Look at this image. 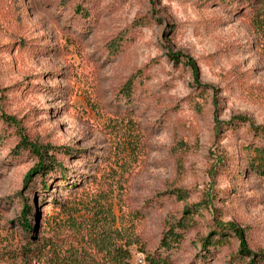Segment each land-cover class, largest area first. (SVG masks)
Wrapping results in <instances>:
<instances>
[{
	"label": "rangeland",
	"instance_id": "rangeland-1",
	"mask_svg": "<svg viewBox=\"0 0 264 264\" xmlns=\"http://www.w3.org/2000/svg\"><path fill=\"white\" fill-rule=\"evenodd\" d=\"M248 4L0 0V264H14L23 239L49 234L62 217L45 224L57 213L50 199L71 182L108 197L114 228L135 240L132 257L208 200L171 250L174 264H250L235 258L233 234L201 259L199 240L216 223L242 228L254 264H264V180L247 167L264 130V36ZM22 138L80 152L56 154L70 173L65 183L45 177L52 196L39 175L24 187L37 159L16 147ZM19 196L41 218L22 235Z\"/></svg>",
	"mask_w": 264,
	"mask_h": 264
},
{
	"label": "trees",
	"instance_id": "trees-1",
	"mask_svg": "<svg viewBox=\"0 0 264 264\" xmlns=\"http://www.w3.org/2000/svg\"><path fill=\"white\" fill-rule=\"evenodd\" d=\"M248 1H255L254 5L248 4L251 26L264 36V0ZM75 12L81 18L87 17V12L82 10V6L76 7ZM170 56L174 57L175 62L178 61L176 54H170ZM185 62L190 69L195 68L192 61ZM192 73H194L193 70ZM133 77L134 75L127 79L124 84L125 90L122 93L125 92L129 95L132 90ZM193 78L196 79L195 74H193ZM5 119L11 120L9 117H5ZM237 119L240 120L241 117H237ZM255 130L259 129L255 128ZM259 134L260 144L249 146V155L254 158L249 160L247 167L264 180V130H260ZM18 146L28 148L37 159L34 166L24 176V187L34 176L39 175L41 179L39 191L44 193L43 197L52 196V192H48L49 183L45 177L48 176L49 179L55 180L59 175L60 182L65 183L70 173L56 158V154L75 155L80 153L65 146L33 144L23 138L16 147ZM73 184L74 182L69 184L63 197L50 199L51 211L57 209V213L56 215H46L44 221L45 224L52 225V222L58 218V214L62 217L54 223V227L49 229V234L38 235L33 241L23 239L24 244L17 252L18 255H12L14 264H132L135 240L114 228V216L109 207L108 197L104 194L92 196L83 190L78 192L77 186ZM173 193L178 196L182 195L176 190ZM18 198L23 201L20 215L16 216L20 234L32 231L35 227L40 228V223L37 221L38 218L40 220L41 218L36 213L35 201L20 196ZM207 201L202 204L186 206L181 218L169 225V228L162 233L160 241L153 251L139 247L143 256V264H174L171 250L179 246L183 233L191 226L193 215L198 214L201 208L208 209L209 202ZM230 234H233L240 245L235 258L248 257L249 263L254 264V257L258 254L247 249L244 230L232 223L223 225L216 223L212 232L199 240L200 250L205 252V254H201L203 255L201 259H205V255L209 254L211 249L223 244Z\"/></svg>",
	"mask_w": 264,
	"mask_h": 264
},
{
	"label": "built area",
	"instance_id": "built-area-1",
	"mask_svg": "<svg viewBox=\"0 0 264 264\" xmlns=\"http://www.w3.org/2000/svg\"><path fill=\"white\" fill-rule=\"evenodd\" d=\"M132 260V264H143V256L141 253H137Z\"/></svg>",
	"mask_w": 264,
	"mask_h": 264
}]
</instances>
